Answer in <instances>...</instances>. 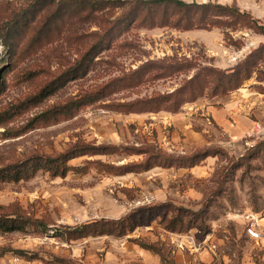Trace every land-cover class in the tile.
I'll return each mask as SVG.
<instances>
[{"label": "rangeland", "instance_id": "rangeland-1", "mask_svg": "<svg viewBox=\"0 0 264 264\" xmlns=\"http://www.w3.org/2000/svg\"><path fill=\"white\" fill-rule=\"evenodd\" d=\"M200 3L236 5L243 13L214 16L217 26L210 31L194 30V34H201L195 39L191 34L160 25L177 19L178 10L172 4L105 3L88 10L91 15L83 10L65 13L56 23L63 25L73 18L72 28L51 43L43 40L39 50L28 56L10 57L0 40V112L10 114L0 126V167L34 154H57L82 143L105 147L107 152L70 161L74 166L86 164V172L71 171L64 177H54L40 171L29 179L0 184L1 205L18 202L26 213L48 227L47 233L30 228L27 232L0 234V253L23 249L41 257L29 261L6 251L0 264H47L53 256H61L71 264H157L155 256L143 257L130 237L163 240L171 250L173 264H264V251L245 234L238 217L246 211L264 213V152L241 158L264 138L252 142L246 134L237 145L225 146L229 137L223 134L224 127L201 116L216 103L224 106L232 93L210 98L211 91L207 89L206 98L185 104L174 115L124 114L114 108L117 103L154 92H172L183 84L185 76L176 75L138 88L121 86L119 80L144 62L165 56L177 55L194 64L224 71L252 60L257 69L242 87L256 80L264 82V0ZM27 5L28 0H0V16L10 18ZM32 19H21L20 33L27 29L26 21ZM32 35L33 32L28 34L24 43L22 35L16 43L27 46ZM98 42L99 52L85 76H75L55 95L34 104L29 97L39 85L59 76ZM195 72L192 70L186 77ZM108 83L111 84L108 91H115L107 99L57 122H47L41 117L76 95L100 88H104L105 94ZM249 118L258 121L262 115L251 112ZM202 120L207 123L205 126ZM234 121L229 120L232 125L239 124ZM198 147H220L226 153L210 157L191 169L156 168L120 176L110 168L145 160V155L133 154L144 149L182 154ZM231 157L239 159L230 162ZM212 191L216 193L210 198L211 207L201 214L202 228L193 230L195 233L189 235L192 239L188 235L171 238L170 232L159 224L137 229L123 239L103 237L68 242L54 236L55 230L64 225L119 218L151 202L172 199L177 205L197 209ZM182 245L184 250L180 248Z\"/></svg>", "mask_w": 264, "mask_h": 264}, {"label": "trees", "instance_id": "trees-1", "mask_svg": "<svg viewBox=\"0 0 264 264\" xmlns=\"http://www.w3.org/2000/svg\"><path fill=\"white\" fill-rule=\"evenodd\" d=\"M105 3H140L156 5H174L177 10V19L172 22L160 24L180 31H191L195 29L212 30L218 22L213 19L214 16H235L243 13L236 5H212L200 2H183L180 0H28V5L20 11L14 13L12 17L7 18L0 16V40L4 47L15 58L30 55L38 51L43 40L51 43L55 37L63 36L66 30L72 28V19L63 25H57L65 13L73 11H85L97 8ZM44 11L43 14L40 12ZM87 14L91 13L87 12ZM33 18L27 20V29L20 33L21 19ZM144 24V23H143ZM159 25V26H160ZM26 32V34H25ZM33 35L28 45L20 46L16 42L22 36V43L28 38V34ZM22 45V44H21ZM100 43L91 45L82 54V58L74 65L69 66L59 76L54 77L50 82L39 85L35 94L29 97L34 104H39L47 98L55 95L70 80L77 78L81 74L85 76L91 70V64L97 56ZM257 69L255 61L247 60L228 69L222 70L216 67H204L201 64H194L188 58L178 57L177 55L165 56L163 59L148 60L140 65L136 70L131 71L119 81L122 87L138 88L153 81L173 78L176 75H184L183 84L172 92H154L150 96L137 97L124 103H117L114 108L117 112L124 114H142V113H167L178 114L182 107L187 103H195L200 98L205 97L207 89L210 98L226 96L242 88L245 81L250 79ZM195 70V74L190 78L189 72ZM79 78V77H78ZM111 84L105 85L104 88L91 90L83 94L76 95L65 104H57L51 109L45 111L41 117L48 121L57 122L64 116L75 115L83 107L89 106L101 100L107 99L114 91H108ZM10 118L7 112H0V126ZM105 147L95 146L92 144L82 143L75 144L71 148L57 154H34L23 160H17L0 167V184L9 182H19L35 176L38 172H48L54 177L66 176L69 172H86V164L83 166H74L70 161L77 157L93 156L107 154L104 152ZM259 151L264 152V139L257 143L252 149H247L246 153L241 156L242 159L252 157ZM226 153L220 147H198L193 151L185 154H171L163 149H144L137 155H145V160L137 164H126L121 166H109L104 163H97L104 167H110L117 171L116 175L124 176L129 174H140L148 172L156 167L163 169H181L192 168L202 164L207 158ZM131 154V155H133ZM239 158L231 157L230 162ZM241 159V160H242ZM88 164V163H87ZM135 166L137 169H130ZM224 177V176H223ZM222 179L220 174L217 180ZM216 191H212L209 197L202 205L195 209L177 205L175 200L151 202L143 204L129 211L120 218H100L94 219L82 224L64 225L59 230H55L54 236L65 241H77L91 237L110 236L114 238H124L133 234L137 229L152 227L159 224L167 232L176 234H194V229L202 228L199 223L201 214L208 211L211 207V199L214 198ZM212 197V198H211ZM211 198V199H210ZM33 228L34 232L47 233V225L39 218H34L18 203L9 205L0 204V234L13 232H27ZM195 231V230H194ZM130 241L140 247L157 254L164 263L173 264L175 261L170 257V248L161 240L148 241L143 238H130ZM6 251H12L20 258L29 261L39 259L36 253H30L23 249H7L0 253L4 256ZM47 264H71L61 256H53Z\"/></svg>", "mask_w": 264, "mask_h": 264}, {"label": "crops", "instance_id": "crops-1", "mask_svg": "<svg viewBox=\"0 0 264 264\" xmlns=\"http://www.w3.org/2000/svg\"><path fill=\"white\" fill-rule=\"evenodd\" d=\"M207 1H220V2L231 3V2H234L235 0H207ZM195 30H202V29H195ZM193 31L194 30L185 31V32L188 34H191V37L195 39H197L198 36H201V34H194ZM206 31H210V30H206ZM216 104L217 105L206 108V110L203 112V114H201V116L202 117L206 116V120L210 119L211 122L213 121L212 123H214V125L215 124L219 125L220 128L224 127V133L223 132L222 133L227 134L229 137V140L227 141L228 143H226L225 146L237 145V143L240 141L241 138H243L246 134L252 133L254 129V123L256 120H250L251 118H249V116H251V112L259 113L260 115H262V118L259 119L258 121H261L262 123H264V82L256 80L254 83L245 85L239 90L233 92L231 96L229 97V99L226 101V103H224V106L219 105L220 103H216ZM202 110H204V108ZM231 119H235L234 122L238 121L239 124H236V125L230 124L229 120L231 121ZM202 124H204L205 126L207 123L205 124V121L202 120ZM175 126L176 127L178 126L177 123H175ZM205 131L207 130L203 129V132ZM185 153L187 152H184L182 154H185ZM156 168H160V167H156ZM160 169H163V168H160ZM170 169H175V168H170ZM181 169H191V168H181ZM181 169H176V170H181ZM167 200H164V201H167ZM184 235L189 236L192 234H184ZM172 236L179 237L182 235H177L176 233H170L171 238H173ZM103 237L118 239V238H114L110 236H103ZM103 237H91V238H103ZM120 239H123V238H120ZM157 240H161V239H157ZM161 241L164 242L163 240ZM133 244L139 249V252L141 253L143 257L150 258L151 256H155L157 264L164 263L161 261V258L157 254H153L149 250H146L135 243ZM164 264H169V263H164Z\"/></svg>", "mask_w": 264, "mask_h": 264}, {"label": "built area", "instance_id": "built-area-1", "mask_svg": "<svg viewBox=\"0 0 264 264\" xmlns=\"http://www.w3.org/2000/svg\"><path fill=\"white\" fill-rule=\"evenodd\" d=\"M60 1V0H57ZM184 2H208L207 0H180ZM264 23V17H263ZM249 136L254 142L256 139L264 138V123L255 121L254 129ZM256 138V139H255ZM238 217L242 221V226L245 234L261 249L264 251V213L246 211L239 213ZM191 238V236H189ZM192 239V238H191ZM200 247L202 245L198 244ZM184 250L183 245L180 247ZM198 248V247H197ZM196 248V249H197Z\"/></svg>", "mask_w": 264, "mask_h": 264}]
</instances>
